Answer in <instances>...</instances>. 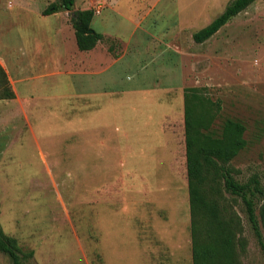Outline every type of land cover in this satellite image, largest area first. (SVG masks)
<instances>
[{"label": "rangeland", "instance_id": "obj_1", "mask_svg": "<svg viewBox=\"0 0 264 264\" xmlns=\"http://www.w3.org/2000/svg\"><path fill=\"white\" fill-rule=\"evenodd\" d=\"M230 1L75 0L105 35L81 52L67 10L43 15L59 0H0V57L18 93L0 99V228L32 251L27 264H192L185 87L220 101L213 127L243 123L228 166L264 190V0L192 38ZM57 27L74 42L49 65L66 54ZM221 203L239 223L236 264H264L243 200ZM0 264L12 263L0 252Z\"/></svg>", "mask_w": 264, "mask_h": 264}, {"label": "trees", "instance_id": "obj_2", "mask_svg": "<svg viewBox=\"0 0 264 264\" xmlns=\"http://www.w3.org/2000/svg\"><path fill=\"white\" fill-rule=\"evenodd\" d=\"M256 0H232L209 24L192 34L196 43H202L214 35L232 17ZM75 0H59L43 10L49 15L60 8L75 20V41L80 51L92 49L105 39L92 30L90 22L93 9L72 10ZM109 52L118 56L113 45ZM7 73L0 65V99L14 98ZM221 110L219 100H212L202 87L183 89V127L185 143L186 177L190 208V235L192 264H236V239L239 223L235 216L225 212L221 203L222 192L239 196L245 205L248 221L264 257V238L256 215V198L264 197L259 179L252 176L239 182L231 174L229 162L243 149L246 140L244 125L232 118L224 119L213 127ZM260 221L264 226V200L260 207ZM243 248V246H241ZM0 252L9 256L12 264H27L32 251H23L17 240L0 228Z\"/></svg>", "mask_w": 264, "mask_h": 264}, {"label": "crops", "instance_id": "obj_3", "mask_svg": "<svg viewBox=\"0 0 264 264\" xmlns=\"http://www.w3.org/2000/svg\"><path fill=\"white\" fill-rule=\"evenodd\" d=\"M54 13H60L59 11L57 12H54ZM51 14H53V13H51ZM64 25V24H63ZM65 26V25H64ZM62 28H64V30H66V31H68V39H66V38H64V41H63V43H64V50H65V55L64 56H62L60 59H57V56H55V55H52L51 57H49V65H62V62H63V58L65 57V56H68L69 55V52L67 51V49H68V47L70 46V45H66V41H69L70 43L73 41L74 42V37H75V35H74V37H72L71 36V30H69V28L68 27H57L55 30H54V34H57L58 32H60L61 30H62ZM3 35V34H2ZM104 35V34H103ZM0 36H1V33H0ZM105 36V35H104ZM31 38H30V41H32L33 40V38H34V36H30ZM1 40V39H0ZM75 43H76V41H75ZM41 45L42 44H36V46H38V48H40L41 47ZM79 50V49H78ZM82 52V51H81ZM67 59V58H66ZM65 59V60H66ZM0 64L2 65V67L5 69V71H6V73L8 74V76H9V78H10V81L12 82V84H13V80H12V77L9 75V73H8V70H7V68H6V65H5V63H4V61H3V59L0 57ZM57 69V68H56ZM16 92V91H15ZM16 94V97L18 96V93L16 92L15 93ZM13 99H16V98H13ZM13 99H11V101H14ZM5 103L4 104H7L8 103V101H4ZM0 104H3L2 103V100H0Z\"/></svg>", "mask_w": 264, "mask_h": 264}]
</instances>
